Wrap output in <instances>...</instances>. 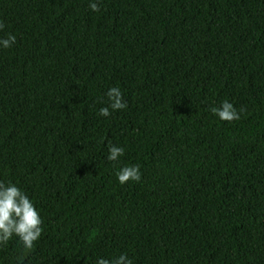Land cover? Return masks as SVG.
Returning a JSON list of instances; mask_svg holds the SVG:
<instances>
[{
    "label": "trees",
    "instance_id": "16d2710c",
    "mask_svg": "<svg viewBox=\"0 0 264 264\" xmlns=\"http://www.w3.org/2000/svg\"><path fill=\"white\" fill-rule=\"evenodd\" d=\"M0 22V182L43 220L23 264H264V0H0Z\"/></svg>",
    "mask_w": 264,
    "mask_h": 264
},
{
    "label": "clouds",
    "instance_id": "9594fccd",
    "mask_svg": "<svg viewBox=\"0 0 264 264\" xmlns=\"http://www.w3.org/2000/svg\"><path fill=\"white\" fill-rule=\"evenodd\" d=\"M89 8L94 12H99L98 2L89 4ZM4 28V24L0 22V31ZM16 43V37L8 34L6 38H0V47L7 49ZM108 106L99 109V115L109 117L112 111L123 110L127 107V103L123 99V93L118 87L110 88L106 93ZM111 110V111H110ZM210 111L216 115L221 121L231 122L240 119V112L234 108L233 104L224 101L219 108L212 107ZM109 161H117L124 155L123 147L109 144ZM117 179L121 185L141 180L139 166H125L116 173ZM43 220L28 195L15 184H5L0 182V246L6 245L13 236L17 237L22 245L23 252L19 257V264H23L24 256L30 253L35 243L42 235ZM97 264H132V261L126 254L108 260L101 258Z\"/></svg>",
    "mask_w": 264,
    "mask_h": 264
}]
</instances>
